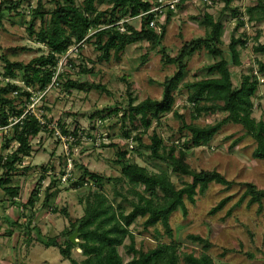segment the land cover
Here are the masks:
<instances>
[{
	"label": "rangeland",
	"instance_id": "obj_1",
	"mask_svg": "<svg viewBox=\"0 0 264 264\" xmlns=\"http://www.w3.org/2000/svg\"><path fill=\"white\" fill-rule=\"evenodd\" d=\"M83 1L77 0L78 4ZM213 2L212 6L204 10L201 8L197 10L194 6L180 9L169 23H167V14L166 19L158 23L160 28L167 26L162 47L150 50L146 42L129 46L119 64L115 61L101 62L100 52L93 44H78L72 47L66 55L61 57L56 74L58 78L62 74L64 83L70 79L95 85L90 91H66L58 86H52L48 91L42 92L39 88L26 87L22 82L21 72L18 79L4 78L2 74L7 58L11 62L28 64L32 59L48 54V48L38 43L27 31V23L31 20V11L36 8L37 0H25L17 13L5 11L6 18L3 26L0 27L1 86L10 82L21 87L23 92L31 93L30 99L21 92H15L7 97L15 100L17 109L24 107L25 114L35 115L42 125L45 126L48 123L46 128L48 130L44 129L40 136L32 140V157L24 159L22 165L14 172L11 183L12 186L20 188L18 199H10L3 190H0V233L14 229L12 237L0 236V264H70L62 259L57 248H46L37 240L38 237L41 238L40 235L43 240L57 237L65 229H70L71 223L84 216L85 200L89 196L88 189H92L93 186H85L80 190L68 189L69 184L62 183V178L65 173L70 172L69 169H73L76 174L74 175L80 177L83 168L79 165H83L92 173H97L107 180L113 179L112 183L105 184L104 192L108 199L115 205H125L129 211L132 209L129 201L137 202L138 197L132 192L128 183L119 181L121 174L119 165L115 163L116 149L109 147L111 144L125 147V140L119 137L120 125L117 126L118 122L114 117H107L101 121L95 115L99 111L113 108L118 104L126 106L131 93L138 102L148 98L161 100L162 83L167 77L177 72L176 65L166 62L162 49L174 58L180 54L186 42L206 37V28L201 24L204 13H210L218 18L226 6L224 0H213ZM256 4V0H235L231 4V9H237L243 13L247 22L246 26L239 28L238 31H236L237 18L233 19L230 11H226L221 17L225 25L223 50L227 60H230L227 48L231 35L235 34L236 37L245 35L248 40V48L241 52L242 65L238 68L231 67L236 87L240 85L243 75L250 73L252 69L256 71L257 59L264 62V54L256 55L253 52L256 44H264V21L250 23L245 14L249 7ZM45 5L46 12L52 10L53 4ZM106 8L105 5L100 6V10ZM139 20L132 19L130 24L139 29ZM40 24V20L35 22L37 30ZM257 37L258 42L255 40ZM80 45H82L81 52ZM23 48L28 50H22ZM13 50L17 51L16 54ZM216 61L218 59L211 56L207 50L198 51L185 61L188 74L184 82L208 77L206 68ZM85 67L92 73H83ZM101 85L105 87L104 91L95 88ZM182 86L183 83L176 93V109L185 117L187 123H191L193 109L187 102V92ZM224 117V114L203 116L198 123L213 124ZM253 117L257 121H264V85L260 86L254 98ZM11 121L15 123L19 120L13 117ZM60 122L66 124L71 133L77 131L80 139L73 136L67 141L58 126ZM180 127L181 121L170 114L163 118V125L157 128V131L164 138L165 144L171 146L177 140L183 143L187 139L185 133H180ZM6 131L0 130V157L10 156L18 147V144L12 141L6 147L13 134L10 131L6 134ZM149 136L144 137L146 144L150 143ZM239 139L242 141L233 146ZM255 147L254 140L246 135L242 125L230 123L222 128L209 146L189 152L188 163L192 170H215L235 184L231 189L212 184L204 195L196 196L195 204L187 203L186 216L182 210L173 215L171 226L174 240L179 244L180 251H195L196 255L202 252L201 246L193 243L189 238L195 235L211 242L209 254L215 264H264V203L261 208L258 205L248 208L246 202L239 207L236 206L245 191L246 183H252L260 190L264 189V161L253 158L252 153ZM144 155V157L138 154L133 155L134 161L147 167L151 172L164 169L165 166L151 160L147 153ZM71 158L72 165L69 164ZM74 161H77V166ZM44 169L48 171L47 174ZM165 169L168 170L166 167ZM1 173L2 171L0 175ZM169 173L173 182L181 186V179L170 170ZM42 175H46V178L42 182L41 200L33 210L35 213L33 226L36 228L33 230L30 228V235L27 236V228L20 229L18 226L12 228L10 222L26 227V219L29 220V216L32 218V210L26 204ZM184 181L190 182L191 179L184 177ZM48 188L55 196L49 205L44 207L42 201L45 190ZM137 191L143 193L144 188L139 187ZM228 197L231 200L225 209L211 214V211ZM54 209L62 211L55 212ZM65 209L68 214L64 213ZM232 209L234 211L228 215ZM143 222L144 219H138L131 228L136 239V249L147 251L155 248L158 240L154 235L157 232L161 234V241L167 243L171 241L163 234L164 231L160 226H157L156 230L146 231L143 228ZM129 244L130 242L127 241L126 246ZM126 246L120 248L124 262L131 259ZM81 253L82 250L79 248L74 250V255L78 259Z\"/></svg>",
	"mask_w": 264,
	"mask_h": 264
},
{
	"label": "trees",
	"instance_id": "obj_2",
	"mask_svg": "<svg viewBox=\"0 0 264 264\" xmlns=\"http://www.w3.org/2000/svg\"><path fill=\"white\" fill-rule=\"evenodd\" d=\"M24 1H1L0 27L3 26L6 18L5 11L17 13ZM224 1L225 9L218 18L207 12L203 15L201 24L206 28V37L186 42L180 54L174 58L162 49L166 62L176 65L177 72L167 77L162 83L161 100L148 98L138 102L131 93L126 106L118 104L113 108L99 111L95 115L101 121L107 117H114L118 122H116L117 126L120 125L119 137L125 140V147L118 144H111L109 147L116 149L115 163L119 165L121 174L119 181L128 183L132 192L138 197L137 202L129 201L132 209L129 211L125 205H115L108 199L104 192L105 184L112 183L113 179L107 180L97 173H92L85 166L79 165L83 168V173L75 181L70 179L68 189L85 188L84 183L87 179L95 182V187L88 189L89 196L85 200L84 216L71 223L70 229H65L57 237L43 240L40 235L41 238L38 237L37 240L41 245L46 248H57L62 259L70 264H215L209 254L212 244L201 236L189 237L193 243L201 246L202 252L199 255H196L195 251H180L179 244L174 240L171 219L179 210H182L186 216L187 203L195 204L196 196L204 195L212 184L223 185L226 189H231L235 184L218 171H194L188 163L189 152L209 146L225 125L230 123L242 125L246 135L251 137L256 145L252 153L253 158L264 161V121H257L253 117L254 98L260 86L264 85V62L257 59L256 71L252 69L250 73L242 76L238 87L234 85L231 67L238 68L242 65L241 52L248 48V40L245 35L243 37L231 35L227 48L230 60H227L223 50L225 25L221 17L226 11H230V16L233 19L237 18L236 31L245 27L247 22L243 13L237 9H231V4L235 0ZM256 1L257 4L249 7L245 13L250 23L264 21V0ZM46 3L53 4L51 11H45ZM156 4L157 0H84L81 4H78L77 0H37L36 8L31 11V20L27 23V31L38 43L48 48V54L34 58L28 64L11 62L7 58L2 76L15 80L19 78V72H21L22 82L26 87L39 88L43 92L52 85L61 57L75 45L93 44L100 52L101 62L115 61L118 64L121 63L129 46L146 42L150 50L158 49L163 45L167 26L161 27V33L149 27V22L155 18L150 12ZM103 5L107 8L100 10V6ZM145 13L140 29L130 24H125L127 28L125 33L118 29L117 24L121 20L137 18ZM174 15V12H168L167 23ZM37 20L41 22L38 30L35 26ZM255 40L258 42V37ZM203 49L218 61L206 68L208 77L184 82L188 74L185 61ZM13 51L16 54L17 51ZM253 52L256 55L264 54V44H256ZM83 73L91 74L92 71L85 67ZM62 78L61 74L58 78V87L66 91H90L95 86L70 79L64 83ZM182 83V87L187 92V102L193 109L191 123H187L185 117L176 109V93L180 90ZM95 88L105 90L102 85ZM15 92H21L28 99L31 98V93L23 92L22 88L16 84L9 82L1 86L0 83V128L9 127V131L13 132L6 147L11 141L18 144L17 149L10 156L0 157V171H2L0 190L13 200H17L20 193V188L12 186L11 183L14 172L22 165L24 159L32 157V140L40 136L48 127V123L45 126L42 125L35 115L25 114L24 107L17 109L15 100L7 97ZM170 114L181 121L180 133H185L187 139L183 143L177 140L176 144L167 146L157 128L163 125V118ZM219 114L225 115L220 121L208 125L198 123L203 116ZM13 117L19 121L15 123L11 121ZM48 122L51 121L48 120ZM58 126L65 137L74 136L80 139L77 131L71 133L66 124L60 122ZM150 131L152 132L149 133ZM147 135H150L149 144L144 142V137ZM241 141L242 139H239L233 146ZM131 144L132 148H130ZM145 153L151 160L165 166L168 170L164 167L159 172H151L147 167L134 161L133 155L138 154L144 157ZM75 163L77 166V161ZM169 170L181 179V186L173 182ZM47 173L48 171L45 170V174ZM184 177H189L191 181H184ZM45 178L46 175L41 176L26 204L32 210V218L29 216L30 219H26V227L10 222L12 228L16 226L20 229L27 228V236L30 235V228L32 230L36 228L33 226L35 215L33 210L41 200L42 182ZM244 186L245 191L236 206L239 207L246 202L248 208L255 205L261 208L264 203V189L260 190L252 183H246ZM139 187L144 188L143 193L137 191ZM54 196L50 188L46 189L42 205L47 207ZM230 200V197L223 199L211 211V214L225 209ZM54 211L60 210L54 209ZM232 211L234 209L229 211L228 215H231ZM64 213L68 214L66 209ZM138 219H144L143 228L146 231L156 230L157 226H160L164 231L163 234L171 241L169 243L161 241V234L157 232L154 235L158 240L155 248L147 251L136 249V239L131 228ZM13 230L0 233V236L12 237ZM76 230L78 243L73 244L70 237ZM127 241L130 242L128 246H126ZM124 246L127 247L128 255L131 256L128 262H124L120 254V248ZM76 248L82 250L79 259L74 255Z\"/></svg>",
	"mask_w": 264,
	"mask_h": 264
},
{
	"label": "built area",
	"instance_id": "obj_3",
	"mask_svg": "<svg viewBox=\"0 0 264 264\" xmlns=\"http://www.w3.org/2000/svg\"><path fill=\"white\" fill-rule=\"evenodd\" d=\"M212 5H213V1L212 0H157L156 6L150 12L151 14H154L155 18L149 22V27L151 29L156 30L158 33H161V28L159 27L158 23H159V21H161L163 19H166L168 12L171 11V12L176 13V12H178L180 10V7H182V9H186L189 6H194V7H196L197 10H200V8L204 10L205 8H207L209 6H212ZM145 15H146V13L145 14H141L139 17L132 18V19H140L139 21H140V27H141L142 18ZM132 19L121 20L117 24L118 29L122 33H125L127 31V28L125 27V24H130ZM140 27H139V29H140ZM52 86H58V74H56L52 85L49 86L46 91H48ZM46 91H44V92H46ZM0 130L1 131H6L7 130L6 134H8L9 127L0 128ZM63 138L64 137H62V139ZM66 138H67V141H68L69 138H71V137H69V138L66 137ZM132 147L133 146L131 144L130 148H132ZM69 161H70L69 164L72 165L71 164L73 162L72 158L69 159ZM69 170H70L69 173H65L63 175L62 183H69L70 179H71V181H75L76 178H79V177L75 176L76 174H75V171H73V169H69ZM84 185L87 186V187H92V186L95 187V182H93L90 179H87L85 181Z\"/></svg>",
	"mask_w": 264,
	"mask_h": 264
},
{
	"label": "water",
	"instance_id": "obj_4",
	"mask_svg": "<svg viewBox=\"0 0 264 264\" xmlns=\"http://www.w3.org/2000/svg\"><path fill=\"white\" fill-rule=\"evenodd\" d=\"M78 235V232L76 231L71 237H70V241L73 243V244H76L77 241H76V237Z\"/></svg>",
	"mask_w": 264,
	"mask_h": 264
}]
</instances>
